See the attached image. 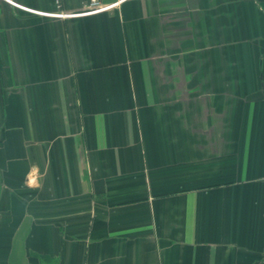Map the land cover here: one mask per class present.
<instances>
[{
    "label": "crops",
    "instance_id": "crops-1",
    "mask_svg": "<svg viewBox=\"0 0 264 264\" xmlns=\"http://www.w3.org/2000/svg\"><path fill=\"white\" fill-rule=\"evenodd\" d=\"M0 0V264H264V0Z\"/></svg>",
    "mask_w": 264,
    "mask_h": 264
},
{
    "label": "built area",
    "instance_id": "built-area-1",
    "mask_svg": "<svg viewBox=\"0 0 264 264\" xmlns=\"http://www.w3.org/2000/svg\"><path fill=\"white\" fill-rule=\"evenodd\" d=\"M57 3H60L61 0H56ZM87 11H98L104 9L106 6L103 5L101 0H87Z\"/></svg>",
    "mask_w": 264,
    "mask_h": 264
}]
</instances>
